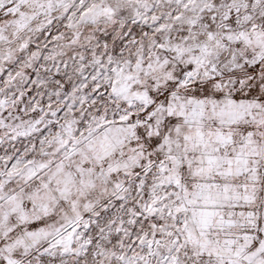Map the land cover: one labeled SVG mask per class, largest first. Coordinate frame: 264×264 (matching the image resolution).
I'll list each match as a JSON object with an SVG mask.
<instances>
[{"label": "snow or ice", "instance_id": "6c2138e0", "mask_svg": "<svg viewBox=\"0 0 264 264\" xmlns=\"http://www.w3.org/2000/svg\"><path fill=\"white\" fill-rule=\"evenodd\" d=\"M0 264H264V0H0Z\"/></svg>", "mask_w": 264, "mask_h": 264}]
</instances>
